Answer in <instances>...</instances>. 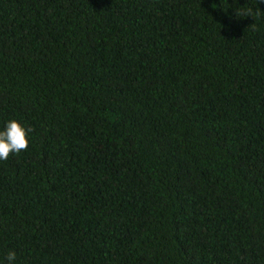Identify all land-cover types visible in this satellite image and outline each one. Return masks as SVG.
Here are the masks:
<instances>
[{
  "label": "trees",
  "instance_id": "1",
  "mask_svg": "<svg viewBox=\"0 0 264 264\" xmlns=\"http://www.w3.org/2000/svg\"><path fill=\"white\" fill-rule=\"evenodd\" d=\"M0 264H264V0H0Z\"/></svg>",
  "mask_w": 264,
  "mask_h": 264
}]
</instances>
